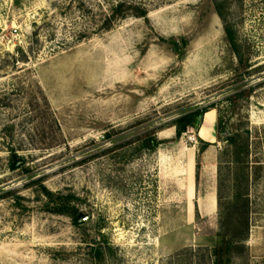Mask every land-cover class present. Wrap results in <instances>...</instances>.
<instances>
[{
  "label": "rangeland",
  "instance_id": "1",
  "mask_svg": "<svg viewBox=\"0 0 264 264\" xmlns=\"http://www.w3.org/2000/svg\"><path fill=\"white\" fill-rule=\"evenodd\" d=\"M119 2L146 14L99 31ZM217 10L252 72L238 83ZM208 106L214 143L200 150L198 127L174 139ZM230 138H247L245 162ZM245 171L247 252L231 264H264V0H0V264H206L218 208L199 215L193 187L225 206ZM40 185L83 216L46 211Z\"/></svg>",
  "mask_w": 264,
  "mask_h": 264
},
{
  "label": "trees",
  "instance_id": "2",
  "mask_svg": "<svg viewBox=\"0 0 264 264\" xmlns=\"http://www.w3.org/2000/svg\"><path fill=\"white\" fill-rule=\"evenodd\" d=\"M219 7V4H216ZM218 11V16L222 20L223 30L225 34L226 41L230 46L232 53L236 57V69H235V82L242 81L243 79L249 77L252 72L248 70L247 59L240 48V45L236 41L235 31L232 26L226 21L225 17L221 12ZM133 14L137 17L145 16L146 12L143 9L134 8L127 5L125 2H119L115 7L111 9L109 16L105 17L102 26L99 28V31H105L112 27L114 21L119 18L125 17L128 14ZM82 35V34H80ZM242 93L238 92L237 96H240ZM212 109V106H208L200 111H196L189 115H184L178 118L175 123V137L177 139L180 135L185 132L189 127L194 128L196 120L207 110ZM223 128L221 120H218L215 124L216 132H220ZM232 144V160L235 163L242 162V156L247 157L248 154V142L247 138L243 139L241 144H237L235 138H230ZM202 150L209 143L201 141ZM144 146L153 148L154 142L152 139H146L144 141ZM246 159V158H245ZM245 159L243 160L245 162ZM23 161L15 154L12 153L8 160V165L10 169H16L21 167L18 164ZM246 166V165H245ZM242 168V167H241ZM246 168V167H244ZM247 169V168H246ZM24 171H28L24 167ZM243 180L244 184L242 185L241 181ZM239 185H236L233 196L229 200L228 204L223 206L220 202L219 193L217 194V208L219 215V229L217 236L221 238L219 245L214 246L211 249H206L207 252V263L206 264H231L232 259L235 257H240L247 252L245 241L249 235L250 229V203L248 197V173L245 171L244 178L239 180ZM32 184H40V181L35 180L31 182ZM37 195L45 198V208L46 211L66 215L70 218H81L83 214L79 212L77 206L74 204L75 198L72 195H65L61 192L52 193L47 190L44 186H39L36 190ZM95 259H102V250L100 248H95L93 252Z\"/></svg>",
  "mask_w": 264,
  "mask_h": 264
},
{
  "label": "crops",
  "instance_id": "3",
  "mask_svg": "<svg viewBox=\"0 0 264 264\" xmlns=\"http://www.w3.org/2000/svg\"><path fill=\"white\" fill-rule=\"evenodd\" d=\"M208 115V118L206 119ZM215 113L213 109H209L203 113L200 125L198 126V135L199 138L203 141L214 143L216 139V131L214 125ZM205 127V137L200 136L201 129ZM195 187H193L192 202L191 205H194V202L197 205L198 213L201 216H207L212 214L216 209V193L214 189L203 190L202 193L196 195Z\"/></svg>",
  "mask_w": 264,
  "mask_h": 264
},
{
  "label": "water",
  "instance_id": "4",
  "mask_svg": "<svg viewBox=\"0 0 264 264\" xmlns=\"http://www.w3.org/2000/svg\"><path fill=\"white\" fill-rule=\"evenodd\" d=\"M201 118H202V115L199 116V117L197 118L196 123H195V127H198V126H199L200 121H201ZM87 219H88V217L85 216V217L83 218V221L85 222V221H87ZM79 221H80V220H79Z\"/></svg>",
  "mask_w": 264,
  "mask_h": 264
},
{
  "label": "bare ground",
  "instance_id": "5",
  "mask_svg": "<svg viewBox=\"0 0 264 264\" xmlns=\"http://www.w3.org/2000/svg\"><path fill=\"white\" fill-rule=\"evenodd\" d=\"M207 118H208V115H207L206 119H207ZM200 136L205 137V127H203V128L201 129V131H200Z\"/></svg>",
  "mask_w": 264,
  "mask_h": 264
},
{
  "label": "built area",
  "instance_id": "6",
  "mask_svg": "<svg viewBox=\"0 0 264 264\" xmlns=\"http://www.w3.org/2000/svg\"><path fill=\"white\" fill-rule=\"evenodd\" d=\"M191 139H194V136H192V137H188V140H191Z\"/></svg>",
  "mask_w": 264,
  "mask_h": 264
}]
</instances>
